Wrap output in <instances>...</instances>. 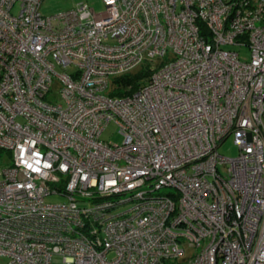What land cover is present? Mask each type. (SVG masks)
<instances>
[{"label":"built area","instance_id":"built-area-1","mask_svg":"<svg viewBox=\"0 0 264 264\" xmlns=\"http://www.w3.org/2000/svg\"><path fill=\"white\" fill-rule=\"evenodd\" d=\"M43 1L0 0V256L264 264V0Z\"/></svg>","mask_w":264,"mask_h":264},{"label":"rangeland","instance_id":"rangeland-1","mask_svg":"<svg viewBox=\"0 0 264 264\" xmlns=\"http://www.w3.org/2000/svg\"><path fill=\"white\" fill-rule=\"evenodd\" d=\"M81 3H88L93 7L97 14H102L105 12V8L101 0H44L40 8V12L44 17H51L60 12L71 10ZM243 55L249 56L248 52L243 53ZM136 70L138 69L136 68L135 71ZM55 88H58V86H55ZM102 139L106 142L121 144L122 137L119 134V128L117 125L114 123L108 125L105 132L103 133ZM219 152L221 155L228 158L237 157L239 151L234 143V137L227 139L220 147ZM6 163L7 162L1 163L0 168L5 166ZM8 261L9 260L6 257L0 256V264H8Z\"/></svg>","mask_w":264,"mask_h":264},{"label":"trees","instance_id":"trees-1","mask_svg":"<svg viewBox=\"0 0 264 264\" xmlns=\"http://www.w3.org/2000/svg\"><path fill=\"white\" fill-rule=\"evenodd\" d=\"M138 70H134L133 72H130L128 74H125L123 76L117 77L114 80H112L113 84H120L125 87L132 86V92L136 91L139 87L146 85L151 80V64L145 63L139 68ZM120 89H115L113 92H111L112 96H125L126 93L119 91Z\"/></svg>","mask_w":264,"mask_h":264}]
</instances>
